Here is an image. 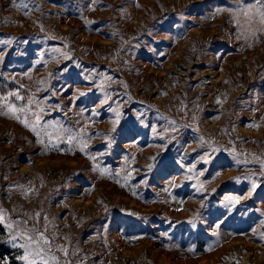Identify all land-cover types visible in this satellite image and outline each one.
<instances>
[{
    "label": "rangeland",
    "instance_id": "374dc122",
    "mask_svg": "<svg viewBox=\"0 0 264 264\" xmlns=\"http://www.w3.org/2000/svg\"><path fill=\"white\" fill-rule=\"evenodd\" d=\"M0 264H264V0H0Z\"/></svg>",
    "mask_w": 264,
    "mask_h": 264
}]
</instances>
